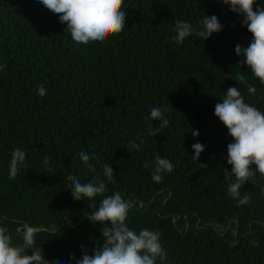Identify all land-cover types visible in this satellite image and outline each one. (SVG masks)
I'll list each match as a JSON object with an SVG mask.
<instances>
[{
	"label": "trees",
	"instance_id": "trees-1",
	"mask_svg": "<svg viewBox=\"0 0 264 264\" xmlns=\"http://www.w3.org/2000/svg\"><path fill=\"white\" fill-rule=\"evenodd\" d=\"M122 10L128 13L124 31L85 45L40 0H0V65H6L0 71V218L7 217L14 242L24 223L47 229L36 241L49 264H76L80 246L91 255L101 238L104 225L87 216L103 197L73 199L66 177L107 183V164L114 183L104 195L119 191L133 202L131 229L161 234L168 256L157 264H264V177L241 189L251 200L238 206L223 177L224 168L231 172L227 145L233 140L214 115L230 86L264 112V84L238 65L243 57L235 53L237 44H250L251 33L217 0H124ZM200 15L217 16L223 30L176 44V22L195 26ZM241 74L254 94L238 82ZM152 107L168 109L169 124L155 137L148 125L161 122L145 119ZM197 142L206 147L195 163ZM16 148L25 151L29 169L9 179ZM81 151L95 154L89 161L95 173L80 160ZM157 155L174 165L159 183L152 179ZM45 156L54 172L45 168Z\"/></svg>",
	"mask_w": 264,
	"mask_h": 264
},
{
	"label": "clouds",
	"instance_id": "clouds-1",
	"mask_svg": "<svg viewBox=\"0 0 264 264\" xmlns=\"http://www.w3.org/2000/svg\"><path fill=\"white\" fill-rule=\"evenodd\" d=\"M217 2L228 6L230 11L242 17V25L251 33L252 40L247 47L239 44L235 46V53L243 57L238 65H247L252 76L260 84H264V3L254 8L257 0ZM40 3L58 16L59 21L66 25L64 31L69 32L76 43H104L110 36L119 34L126 28L128 13L122 10L124 0H40ZM222 30L223 25L217 16L200 15V22L195 26L186 21H177L176 35L172 39L176 44H182L189 36L205 41ZM4 67L6 65H0V71ZM238 82L244 83L250 94L256 92V88L245 75L241 74ZM38 94L45 96L46 89L40 86ZM221 100V103L215 105L214 115L227 128L228 135L233 140L227 145V163L231 165V172L224 168L223 177L228 182V194L237 201L238 206H242L249 203L251 196L245 193L241 197V189L248 182L255 184L258 174L264 177V112L247 103L238 87L230 86ZM166 111L167 108H151L150 116L145 119L152 122L158 120L161 123L156 128L150 123L149 135L155 137L160 128L168 126L169 120L164 116ZM192 135L194 138L198 137V130H192ZM140 143L144 141L141 139ZM139 146L135 141L129 142L132 149L139 150ZM205 147L199 142L192 145L195 152L192 159L195 163L199 161ZM78 155L86 167L95 173V165L89 163L91 159H95V154L90 156L81 151ZM154 163V182H162L164 173L174 171V165L167 157L157 155ZM44 166L48 172L55 171L50 167L47 156L44 157ZM199 167L206 168L207 165L201 163ZM27 169L29 166L25 151L14 149L9 164V179H15L21 171ZM102 172L107 183H114V170L111 165H103ZM66 180V187L75 200H95L98 196L103 197L96 211L87 216L93 224L99 222L104 225L100 229L101 238L91 255L84 245L80 246L83 255L76 260V264H157L158 260L163 262L167 259L168 253L160 242L159 232L147 228L134 230L128 226V213L133 206L131 200H125L119 191L104 195L108 192L107 183L98 176L82 182L77 176L69 174ZM261 191L264 193V188ZM6 220L7 217L0 218V264H49L43 248L36 241L37 235L47 229L24 223L17 229L20 242H14ZM70 259H76L74 253L70 254Z\"/></svg>",
	"mask_w": 264,
	"mask_h": 264
},
{
	"label": "water",
	"instance_id": "water-1",
	"mask_svg": "<svg viewBox=\"0 0 264 264\" xmlns=\"http://www.w3.org/2000/svg\"><path fill=\"white\" fill-rule=\"evenodd\" d=\"M133 207V206H132Z\"/></svg>",
	"mask_w": 264,
	"mask_h": 264
}]
</instances>
